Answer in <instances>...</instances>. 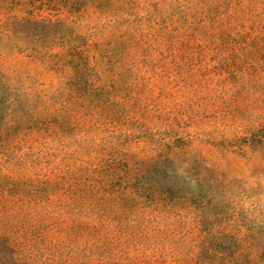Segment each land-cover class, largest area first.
Here are the masks:
<instances>
[{
    "label": "trees",
    "instance_id": "trees-1",
    "mask_svg": "<svg viewBox=\"0 0 264 264\" xmlns=\"http://www.w3.org/2000/svg\"><path fill=\"white\" fill-rule=\"evenodd\" d=\"M190 47L185 63L264 117V0H0V264H77L83 251L85 264H264V225L236 226L222 177L168 132L157 154L141 144L148 115L131 72ZM18 56L62 78L50 104L28 90L36 78L4 74ZM247 132L223 142L264 148V120ZM54 236L75 260L45 255Z\"/></svg>",
    "mask_w": 264,
    "mask_h": 264
},
{
    "label": "rangeland",
    "instance_id": "rangeland-1",
    "mask_svg": "<svg viewBox=\"0 0 264 264\" xmlns=\"http://www.w3.org/2000/svg\"><path fill=\"white\" fill-rule=\"evenodd\" d=\"M38 13L52 18L65 15L45 8ZM106 38L108 36L104 35L90 39L89 42H104ZM131 50L135 51V48ZM163 50V46L156 48L150 58H160ZM175 52V58L170 55L163 59L165 69L159 67L153 72L147 66H140L139 70L134 68L128 80V84L134 87L132 94L140 99L148 115L149 127L146 129L150 136L141 144L147 145L151 154H157L156 150H152L155 145L153 139H157L160 133L168 132L169 140L179 143L177 150L185 151L189 158L202 160L217 176L224 179L228 186L227 197L235 213L233 218L237 227L242 226L243 233L246 231L244 223L248 219L264 225V148L255 151L245 144L240 149L237 145H226L223 142L225 139L249 136L247 127L260 124L264 117L258 115L263 111L256 108L251 100L235 99L232 89L222 88L218 81L221 76L218 74L212 72L203 77L197 66L190 67L185 63L181 55H193V47L189 50L175 49ZM1 69L13 84L24 82L29 85L31 77L43 83L28 90L33 94L35 90L37 94L41 92L47 104L51 101L44 93L52 94L62 80L55 73L45 70L41 63L24 56L4 58ZM257 96L258 93L255 94ZM245 106V114H240L239 108ZM30 143L26 140L15 142L22 147V151H27ZM54 243H60L56 236L52 237V243L42 246L46 256L54 254L56 259L67 261L74 257L71 254L73 243ZM83 257L84 251L79 259L74 257V260H78L77 264H85L82 263ZM96 258L87 264H99Z\"/></svg>",
    "mask_w": 264,
    "mask_h": 264
}]
</instances>
